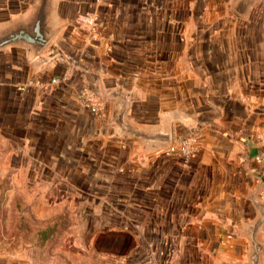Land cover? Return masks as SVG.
Instances as JSON below:
<instances>
[{"label": "crops", "instance_id": "1", "mask_svg": "<svg viewBox=\"0 0 264 264\" xmlns=\"http://www.w3.org/2000/svg\"><path fill=\"white\" fill-rule=\"evenodd\" d=\"M263 123L264 0H0V212L65 214L74 260L264 264Z\"/></svg>", "mask_w": 264, "mask_h": 264}, {"label": "rangeland", "instance_id": "2", "mask_svg": "<svg viewBox=\"0 0 264 264\" xmlns=\"http://www.w3.org/2000/svg\"><path fill=\"white\" fill-rule=\"evenodd\" d=\"M4 201V207L2 208V212H0V241L5 243L4 247H8L13 249L16 247L12 244L18 243L19 240H39L45 238L46 240L53 235L54 231H58L57 227H60V234L62 236L61 243L62 249V257L60 261H55V264H87L86 260H74L70 257L71 250L69 249L70 244L68 243V237L66 231L68 228V216L65 214H61L60 223H56V230L52 228V226H47L44 228H40L38 213H24L22 212L21 202L17 204V206H8ZM4 209L9 211H4ZM11 210V211H10ZM9 243V244H8ZM55 241L51 239L48 244L45 245V250L47 252L46 263L54 264L53 262V251ZM0 246V249L3 247ZM57 257V256H56ZM58 258V257H57ZM94 264H101L100 262H94ZM110 264H118L115 261H111Z\"/></svg>", "mask_w": 264, "mask_h": 264}, {"label": "built area", "instance_id": "3", "mask_svg": "<svg viewBox=\"0 0 264 264\" xmlns=\"http://www.w3.org/2000/svg\"><path fill=\"white\" fill-rule=\"evenodd\" d=\"M54 81V80H53ZM28 81L25 85L31 84ZM25 85L18 86L19 89H24ZM92 110L96 109V106H90ZM257 138L260 143H264V123L260 127V131L257 134ZM199 143V135L197 133H189L179 139L176 143H171L167 148L166 152L169 154H176L182 160H187L188 158L194 156ZM255 158L260 162L262 170L264 171V154H258Z\"/></svg>", "mask_w": 264, "mask_h": 264}, {"label": "water", "instance_id": "4", "mask_svg": "<svg viewBox=\"0 0 264 264\" xmlns=\"http://www.w3.org/2000/svg\"><path fill=\"white\" fill-rule=\"evenodd\" d=\"M36 23H37V25H39L40 24V20H37ZM10 37H12V36H6V37L2 38L1 41H7V40L10 39ZM34 39L37 40V41L38 40L40 41L41 38L40 37H36ZM39 44H41V43H39ZM257 257H258V246L255 243H253V253H252V256H251V259H250L251 264H257Z\"/></svg>", "mask_w": 264, "mask_h": 264}]
</instances>
